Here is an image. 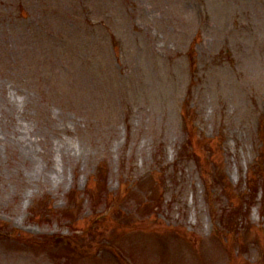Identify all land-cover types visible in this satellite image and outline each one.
Masks as SVG:
<instances>
[{"label": "rangeland", "instance_id": "obj_1", "mask_svg": "<svg viewBox=\"0 0 264 264\" xmlns=\"http://www.w3.org/2000/svg\"><path fill=\"white\" fill-rule=\"evenodd\" d=\"M0 264H264V0H0Z\"/></svg>", "mask_w": 264, "mask_h": 264}]
</instances>
